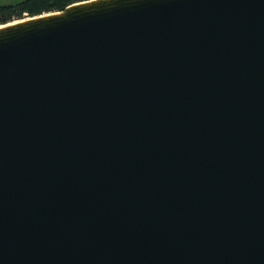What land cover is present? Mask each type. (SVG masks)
Segmentation results:
<instances>
[{
  "label": "water",
  "instance_id": "water-1",
  "mask_svg": "<svg viewBox=\"0 0 264 264\" xmlns=\"http://www.w3.org/2000/svg\"><path fill=\"white\" fill-rule=\"evenodd\" d=\"M0 264H264V0L1 25Z\"/></svg>",
  "mask_w": 264,
  "mask_h": 264
},
{
  "label": "trees",
  "instance_id": "trees-1",
  "mask_svg": "<svg viewBox=\"0 0 264 264\" xmlns=\"http://www.w3.org/2000/svg\"><path fill=\"white\" fill-rule=\"evenodd\" d=\"M86 0H0V25L27 17L63 11Z\"/></svg>",
  "mask_w": 264,
  "mask_h": 264
},
{
  "label": "bare ground",
  "instance_id": "bare-ground-1",
  "mask_svg": "<svg viewBox=\"0 0 264 264\" xmlns=\"http://www.w3.org/2000/svg\"><path fill=\"white\" fill-rule=\"evenodd\" d=\"M14 22V21H13ZM1 26V25H0Z\"/></svg>",
  "mask_w": 264,
  "mask_h": 264
}]
</instances>
